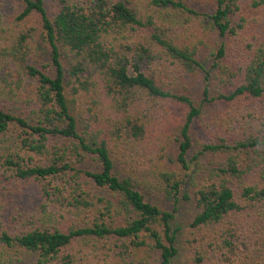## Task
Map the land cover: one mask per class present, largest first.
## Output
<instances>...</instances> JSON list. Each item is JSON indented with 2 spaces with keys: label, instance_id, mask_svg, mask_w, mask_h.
I'll use <instances>...</instances> for the list:
<instances>
[{
  "label": "trees",
  "instance_id": "16d2710c",
  "mask_svg": "<svg viewBox=\"0 0 264 264\" xmlns=\"http://www.w3.org/2000/svg\"><path fill=\"white\" fill-rule=\"evenodd\" d=\"M19 1L10 25L0 14V207L27 186L39 205L0 210V253L18 256L0 264H173L180 249L264 264V0ZM188 75L199 98L175 82ZM213 105L243 115L202 139Z\"/></svg>",
  "mask_w": 264,
  "mask_h": 264
},
{
  "label": "rangeland",
  "instance_id": "374dc122",
  "mask_svg": "<svg viewBox=\"0 0 264 264\" xmlns=\"http://www.w3.org/2000/svg\"><path fill=\"white\" fill-rule=\"evenodd\" d=\"M185 2L190 5L193 8H196L198 10H209L212 4V0H185ZM47 5L46 7H48ZM21 9V3L19 0H0V14L3 16V23L4 26L10 25L11 20L16 16V14ZM209 45H214L211 41L209 42ZM33 48V55H32V62L35 65H39L41 63H44L47 61V51L44 47V45L40 41H36L32 45ZM212 50H215V48L212 47ZM211 59V58H210ZM176 84H179V88L187 87L189 90L188 94L192 98H199L200 97V91H201V82L198 77L194 76H186L182 78L181 80H176ZM32 81L31 79L24 78V87L22 89V93L27 94L29 92V89H31ZM0 92H5L3 89V86L0 85ZM6 93V92H5ZM87 100H85L83 103L87 105ZM221 105L212 107L211 114H207L206 116H202L200 120L195 124L194 127V134L196 135L198 132H201L202 139H205L207 134H210L212 131H218L222 130L225 126L224 124H221V117L228 119L230 117V114L234 112L236 114L243 115V113H236L238 110L233 109V112H229L230 114H225L222 112L221 117L219 116ZM236 110V111H235ZM213 114H216L212 116ZM218 113V114H217ZM242 124V122L240 123ZM237 129H240V126H235ZM194 134H192L194 138ZM200 136V135H199ZM122 155H124V160L126 159L127 163L130 165H135L140 161H143L146 156V152L144 150H135L130 149V151H122ZM168 158L173 159V155H170L168 153ZM36 190L31 187L27 186L26 190H23L21 194H18L16 196H13L12 199H7L3 201L0 207V210L4 213L5 216L9 215H20L23 217L27 211L32 209L33 207L39 205V198ZM162 204V203H161ZM166 208H169V206H166ZM193 207L190 204L186 203H180L178 206V210L175 215V220L173 221L174 227H180L181 230L179 231V237H178V247L179 249L183 245V236L186 231H188V222L191 219L193 215ZM51 219L59 223L60 220L57 215H54L51 217ZM64 221V220H63ZM18 256L15 254V252L10 251L9 253H0V261L10 259L13 262H16ZM173 264H185V253L182 252V249H180L179 257Z\"/></svg>",
  "mask_w": 264,
  "mask_h": 264
}]
</instances>
